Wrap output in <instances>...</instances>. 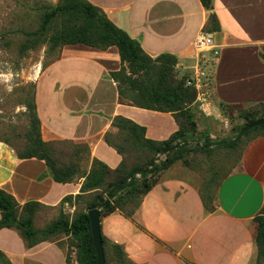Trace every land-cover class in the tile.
<instances>
[{"label":"crops","instance_id":"0c3cea01","mask_svg":"<svg viewBox=\"0 0 264 264\" xmlns=\"http://www.w3.org/2000/svg\"><path fill=\"white\" fill-rule=\"evenodd\" d=\"M87 1L146 54L174 56L176 75L193 74L199 68L209 72L211 111L190 108L195 135L232 138L223 121L228 122L232 113L264 105V0H210L208 6L202 0ZM210 14L217 22L216 31L208 29ZM201 31L212 38V53L194 50ZM120 66L114 45L62 46L60 54L35 75L34 111L44 141L86 146L85 170L61 182L47 161L18 158L0 142L1 190L19 204L35 202L57 213L56 219L61 212H69L71 219L101 191L82 188L94 163L116 177L143 162L123 144L125 132L114 121L136 126L143 139L155 144L177 131L191 133L173 113L141 108L121 97L110 77ZM121 145L125 149L120 151ZM196 152L150 174L155 181L136 199L137 205L129 198L122 208L100 214L105 264L253 263L254 218L264 205V131L250 132L235 148L200 152L209 157L206 163L187 160ZM217 152L224 158L218 160ZM67 237L58 233L30 239L20 229L2 227L0 253L8 264H78L75 256L67 259Z\"/></svg>","mask_w":264,"mask_h":264},{"label":"trees","instance_id":"16d2710c","mask_svg":"<svg viewBox=\"0 0 264 264\" xmlns=\"http://www.w3.org/2000/svg\"><path fill=\"white\" fill-rule=\"evenodd\" d=\"M202 1L206 6L209 5L210 0ZM45 17L47 22L60 18L59 27H55L57 29L52 36L53 43L61 45L80 43L99 49H106L112 45L116 46L121 66L118 70L111 72L110 77L116 82L119 95L127 98L134 105L141 108L171 112L176 118H180L186 127L191 130V133L177 131L167 141L155 144L150 140L143 139L142 134L136 126L128 124L122 119L114 121V125L125 132L122 137L123 144L128 147L131 153L137 152V155H134V157L137 159L142 158L143 162L135 165L126 174L116 177L109 172L106 166L94 163L90 173L86 176L82 188H97L101 189V191L97 192L92 200L85 203V211L74 214L71 219L67 218L64 214H60L56 220L50 222V224L42 229H33L32 211L18 217L19 204L9 193L0 189V228L15 227L20 229L30 239H47L58 233H64L73 239V242H71L73 244H70V246L75 248L77 263L93 264L95 253L86 213L91 203L103 198V202L100 204V214H107L115 209L122 208L123 202L129 198L130 201H135L137 205L136 199L148 190L151 183L155 181L150 175L153 172L167 167L173 161L181 159L185 153L191 151L209 154L215 149L235 148L240 144L242 138L250 132L264 131V125L250 128L240 140L234 141L233 139L236 137L239 129L246 122L254 119L253 117H249L250 114H242L241 117L246 122L235 130L236 134L232 138L210 140L206 137L202 140L200 135L198 136L194 133L195 123L193 121V114L187 106L190 97L189 90L184 86L183 79L176 80L172 76V67L176 62L174 56L158 55V57L162 58L169 57V62L157 61L153 63L151 58L141 49L135 40L114 25L101 13L98 7L93 6L87 0H64L59 6H56L49 13L45 14ZM208 29L210 31L218 30V25L213 14L209 16ZM126 70L130 75H140L141 77L144 75L145 77L142 79L131 77L126 74ZM123 85L130 92L129 96H126L123 92ZM32 107L36 123L39 125L34 111L33 95ZM261 117H264V115ZM195 141H201V146L207 145V148L200 149L199 147L191 146L192 142ZM63 142L74 144L68 141ZM176 143L188 144V146H181L168 151L164 155V159L155 163L147 172H140V169L159 153L165 145ZM122 145L118 147V150L125 149ZM14 152L18 158L37 157L47 161L54 176L61 182L71 179L74 174L78 173V170L73 165H55V161L49 156V143L42 141L38 132L31 141V144L27 145L23 152L15 150ZM136 173L140 175L139 178L135 177ZM123 191V195H120ZM24 205L39 206L35 202H26ZM254 221L256 223L255 245L258 263L264 259V205L259 214L255 216ZM101 243L104 246L105 240L102 236ZM115 250L119 258L120 251L117 247H115ZM0 255L2 254L0 253ZM67 259L69 261L68 254Z\"/></svg>","mask_w":264,"mask_h":264},{"label":"rangeland","instance_id":"374dc122","mask_svg":"<svg viewBox=\"0 0 264 264\" xmlns=\"http://www.w3.org/2000/svg\"><path fill=\"white\" fill-rule=\"evenodd\" d=\"M63 1L0 0V142L7 144L17 152H23L26 146L31 144L37 132L41 138L40 126L36 123L32 107L33 80L41 69L60 54L63 45L52 42V36L59 27L60 18L47 22L45 14ZM100 11L105 15L102 10ZM210 48L197 49L194 47V50L201 54L211 52ZM148 56L153 63L169 62V57ZM175 67L176 62L172 67V76L176 80L183 79L184 86L189 90L188 108L195 105L202 112L211 111L209 72H204L202 68H199L193 74L176 75ZM126 74L130 75L127 70ZM130 76L138 79L145 77L144 75L142 77L140 75ZM122 89L126 96L130 95L125 85ZM242 114H250L249 117L254 119L259 118L264 115V105L246 110ZM242 114L232 113L228 122L223 121L224 128L231 131L230 137H233L236 134L235 130L246 122L241 117ZM238 123L241 124L238 126ZM232 126L235 128L231 129ZM201 137L202 140L206 138V136ZM41 140L44 141L42 138ZM44 142L49 143V156L55 161V165L70 164L75 166L79 173L84 172L85 169L82 168L88 161L84 144L74 143L72 145L63 141ZM195 142L201 143V141ZM215 154L218 160L224 158L220 152ZM131 155H137V152H132ZM208 158L206 154L196 152L190 154L187 160L191 163H196L197 160L206 163ZM24 204H19L18 217L32 211L33 219L36 216L34 224L36 228L42 229L50 224L49 220L51 222L56 220L57 213H51L50 210L40 205ZM64 215L70 218L69 212ZM65 242L68 257L72 259L75 256V248L70 246L73 244L71 243L73 239L67 237ZM256 253L252 264H264V259L257 263ZM0 264H8L2 255H0Z\"/></svg>","mask_w":264,"mask_h":264},{"label":"water","instance_id":"95a60500","mask_svg":"<svg viewBox=\"0 0 264 264\" xmlns=\"http://www.w3.org/2000/svg\"><path fill=\"white\" fill-rule=\"evenodd\" d=\"M264 125V117L256 118L246 122L238 131L234 141H238L242 138L244 133L252 127ZM188 146V144L176 143L165 145L159 153H157L144 167L140 169L141 173L147 172L155 163H157L161 158L170 150L181 147ZM193 147H199L200 149L207 148V145L201 146L199 142H194L191 144ZM103 202V198H100L97 202L91 203L87 210V216L89 220V227L91 233V239L93 244V249L95 253V261L93 264H105V256L103 251V246L101 243V233H100V204Z\"/></svg>","mask_w":264,"mask_h":264},{"label":"built area","instance_id":"2783aa9c","mask_svg":"<svg viewBox=\"0 0 264 264\" xmlns=\"http://www.w3.org/2000/svg\"><path fill=\"white\" fill-rule=\"evenodd\" d=\"M212 44V38L204 31H201L194 42V47L197 49L211 47L210 49H212ZM213 52L216 53L214 50ZM135 176L139 177V174L136 173Z\"/></svg>","mask_w":264,"mask_h":264}]
</instances>
